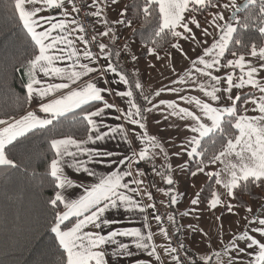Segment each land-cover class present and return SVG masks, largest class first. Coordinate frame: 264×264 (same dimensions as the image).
Wrapping results in <instances>:
<instances>
[{"label":"snow or ice","instance_id":"snow-or-ice-1","mask_svg":"<svg viewBox=\"0 0 264 264\" xmlns=\"http://www.w3.org/2000/svg\"><path fill=\"white\" fill-rule=\"evenodd\" d=\"M119 2L14 0L11 5L19 14L25 40L33 50L22 67L27 77L25 98L35 103L37 110L27 111L18 118H0V177L19 173L32 186L48 184L53 187L54 194L42 201L50 217L46 227L52 234L55 249L47 264H109V259L112 264H121L122 260L133 258V248L138 253H147L149 264H200V261L213 264V257L216 264H224L225 258L226 264H264V242L248 230L233 234L226 244L222 243L221 251L200 256L199 260L187 252L184 242L175 240L173 246L175 236L183 227L174 211L186 195L179 192L181 176L188 174L195 179L203 174L220 185L223 183L220 173L206 172L205 161L223 163L226 156L234 153L239 164L231 165L230 179L223 184L228 196L235 197V190L246 189L250 183L264 186V46L258 48L252 44L249 56L257 58L255 63L236 52L231 53L234 58H227L233 41L242 45L234 36L238 27L247 29L258 25L259 33L264 36V0H243L242 4L236 0L226 3L219 0H144L137 15L142 13L145 18L153 11V6L158 5L159 21L153 35L170 34L177 39L179 42L172 43L171 48L179 50L181 59L188 54L183 48L184 42L196 53L190 69L173 79L171 86L161 87L151 95L143 93L141 82L135 78L138 71L135 67L129 73L121 66V57L127 55L134 66L138 56L132 53L127 42L117 47L118 28L132 24L127 5L116 19L106 15ZM26 5L32 7L29 9ZM242 7L255 11L240 19L237 14ZM208 9H231V13L226 17L222 11L211 12L210 18H205L206 26L196 16H189V13H204ZM45 12L48 14H42ZM86 18L94 21L90 37L84 22ZM190 24L201 30L200 37ZM97 25L103 30L97 31ZM103 38H108L109 42H101ZM77 42L82 45L79 49ZM147 52L154 54L156 48L149 47ZM157 59H160L158 55ZM38 73L47 79L38 77ZM54 78L62 82H50ZM121 85L126 90H121ZM246 87L255 89L260 95L256 96L253 91L233 95L235 90ZM189 92H200L207 99L187 94ZM164 93L174 94L175 99H159ZM112 96L123 101L126 110L109 102L106 97ZM241 101L245 113L251 103L253 111L259 115L241 114ZM69 117L80 126L85 138L59 135ZM148 118L155 120L157 134L149 133ZM110 119L116 123L109 122ZM161 120L166 125L163 130L160 129ZM169 129L177 134L170 140V148L177 149L171 153L160 137L162 131ZM232 130L238 134L233 135ZM39 135L52 137L47 142L54 154L43 175L35 169L29 173L33 161L30 146L32 139ZM217 136L225 142L209 156L208 141ZM113 143L118 147L110 148ZM161 154L164 163L157 165L156 157ZM172 159L180 161L175 169L170 162ZM141 163L148 168L141 169ZM99 165L114 170L101 173L96 171ZM133 165H136L135 173ZM65 168L79 173L82 181L92 178L96 182L74 183L66 175ZM157 177L166 185L167 207L173 209L166 214L159 213L153 193L149 191V188L164 191L157 186ZM76 188L82 192L71 198L69 190ZM202 192L203 189L195 193L186 210L178 213L180 218L195 216L199 221L203 215L201 205L204 210L215 211L222 206L227 213L238 214L235 205L224 203L214 190L207 199H201ZM145 197L151 203H144ZM260 209L261 215H257L254 208L246 206L245 211L251 214V219L245 216V220L255 225L251 233L264 237V204ZM149 210L158 234L166 243L154 242L157 233L149 222ZM125 214L130 220L142 215V227H113L119 223L115 217ZM214 219L222 222L223 229L225 217L220 215ZM89 226L92 230L86 231ZM186 231L191 232L193 239L201 233L211 239L209 233L191 222ZM118 238H129V242H121ZM253 248L257 249L254 255L247 251ZM158 249H162V253ZM243 254L250 257L246 262L238 259Z\"/></svg>","mask_w":264,"mask_h":264},{"label":"trees","instance_id":"trees-1","mask_svg":"<svg viewBox=\"0 0 264 264\" xmlns=\"http://www.w3.org/2000/svg\"><path fill=\"white\" fill-rule=\"evenodd\" d=\"M223 1L219 0L220 3ZM12 4L14 0H0V118L19 117L29 108L28 100L25 98L27 77L22 64L31 58L33 50L25 40V32L18 18L19 14L14 12ZM125 5L129 8L128 17L132 20L133 27L128 39L140 45L136 53L138 58H146L149 47H155L154 55L159 57L173 51L171 44L175 43L176 39L170 34L161 37L153 35L159 21L158 5L153 6V11L147 18L142 13L137 15L144 5V0H125L123 9ZM211 10L208 9L204 13H189V16H196L199 21L205 22ZM253 11L255 10L243 8L237 16L243 19ZM234 36L242 41V45H237L234 41L230 44V51L227 54L229 59L232 58V52H236L237 55H248L252 44L259 48L264 43V36L259 33L258 25L247 29L238 27ZM157 41L159 43H156ZM17 69L20 70L17 71ZM136 94L139 98L138 90ZM139 99L142 100V98ZM240 104L242 114L243 101ZM5 113L7 116L4 115ZM232 133L238 134L235 130H232ZM64 134H70L78 139H83L86 135L78 124L72 122L71 117L59 130V135ZM59 135L56 138H59ZM50 138L52 137L39 135L32 139L30 147L33 152V161L29 173L32 169L41 175L46 172L48 164L54 158L47 142ZM223 142L225 141L221 137H211L207 144L208 155L211 156L214 151L220 149ZM205 164H209L207 160ZM186 175L191 178L190 175ZM201 189H203L201 199L210 198L211 192L215 189L214 179L207 178L201 184L199 191ZM53 194L52 186L48 184H44L43 187L32 186L19 173L0 177V264H47L50 253L55 249L52 245V234L46 227L47 219L50 217L43 209L42 201ZM263 195L264 186L250 183L246 189L235 190V197L232 198L237 207L245 208L251 201L260 200ZM168 200L169 197L165 195L166 203L162 207L173 211L167 207ZM174 211L177 213L176 209ZM74 221L73 218L72 223ZM176 239L183 242L181 233L176 235ZM184 246L188 253L199 260L185 243ZM200 264L203 263L200 262Z\"/></svg>","mask_w":264,"mask_h":264},{"label":"rangeland","instance_id":"rangeland-1","mask_svg":"<svg viewBox=\"0 0 264 264\" xmlns=\"http://www.w3.org/2000/svg\"><path fill=\"white\" fill-rule=\"evenodd\" d=\"M242 1L243 0H236V2L238 4ZM226 2H228V0H224L222 3H226ZM213 11H222L226 17H228L231 13V9H215V10L212 9L209 12V14ZM209 14L207 15V17H209ZM200 23L203 26H206V21L205 22L200 21ZM233 23H235V22H233ZM190 27L193 28V30L196 32L198 37L201 36V30L200 29H196L195 25H192V24H190ZM131 28L133 29L132 26H131ZM118 30L121 31V26L118 28ZM119 33H120V35H122L121 34L122 32H119ZM208 39L210 42L211 38L209 37ZM119 41L121 42V38ZM175 42H179V41L176 39ZM138 46L140 47V45H138ZM183 48L186 49L187 53H188L187 57H185L184 59H181V55H180L179 50L173 49V51L170 52L169 54L161 56L159 60L157 59V56H155L154 54H148L147 55L148 58L142 64L143 67L140 66L141 63H139V62L136 63L137 68L143 73V75L145 77L148 76V78H149L148 82L150 81L148 87H145V89H144V90L148 91V92H146V91L143 92V93H145V95H151L156 90L160 89L161 87L166 86V84L172 79L173 76H175V78L179 77L180 75H183L184 71L191 68V60L193 58H195L196 53H194L192 51V49L189 48L187 42L183 43ZM138 50H137V52H138ZM135 53H136V51H135ZM149 56H151V57H149ZM245 57H246V55H245ZM232 58H234V57H232ZM138 59L143 60L141 58H138ZM246 59L252 60L254 63L256 61V58L246 57ZM122 60H123V62H126V60L124 58H122ZM226 71H231V69H226ZM236 72H237V76H238L239 70L237 69ZM139 77H141L140 80H139ZM136 79H138L140 82L144 81V77L139 76V74H138V77ZM200 79L206 80L207 78L206 77H200ZM168 86H171V82L168 84ZM180 86L181 85H177V87H180ZM248 91H254L256 96L260 95V93L258 91H256L255 89H251L250 87H246L244 89H237L234 91L233 95H235L236 93L242 94L243 92H248ZM187 94L198 95L202 99H207V97H204L203 94L200 92H189ZM159 99H175V95L169 94V93H164V94H162V96ZM140 102L142 103V100H140ZM156 102H158V99L156 100ZM182 106H187V105H182ZM144 107H149V105L146 104V106H144ZM253 108H254V106L251 103H249L247 105V109H248L247 112L245 113L243 110L242 114H246L249 116L259 115L258 112L253 111ZM173 119H175V118H173ZM147 127H148L150 134H157V128H156L155 120L148 118ZM165 127H166V125L161 120L160 129L161 130L163 128L165 129ZM169 133H170V135H169ZM163 135H165V137H166L165 142H164L165 149H168L170 151V153H171V151L177 150V149H171L170 145H169L170 143H168V142H170V137L173 139L176 138V135H177L176 132L169 129L166 132L164 131V133L161 136H163ZM170 162L174 166V169L180 164V161L175 160V159H172ZM163 163H164V161H163V157L161 154V155L156 157V164L162 165ZM233 164H239V160L234 153L229 155V156H226L224 158L223 163H221L220 161H217L215 164L206 165V172L216 171V172L220 173V177H221V180L223 183L220 185L215 184L214 191L217 193L219 198L224 203H232L233 205H235L233 202V198L228 196L227 189L223 186V184L228 182V180L230 179V168H231V165H233ZM146 168H148L147 165H146ZM174 178H175V175H174ZM206 179H207V177L203 174L197 175V177H195V179H193L192 177L189 178L186 174L184 176L180 177L179 192L186 193V195H187L186 198H185L186 195L183 197L182 206L177 207L178 209L179 208L182 209V210H180V212L186 210V208L189 206L190 199L194 197L195 193L199 192V189L197 188L196 185H201ZM163 185H164V187L161 185H158V187L164 189V191L161 192V194H160V192L159 193L156 192V189H154V188L150 189V190L153 189V191L155 193H158L155 196V198L157 199V201L159 202V204L161 206H165V203H166L164 193L166 192L167 188H166L165 184H163ZM262 204H264V195L260 200L251 201L249 203L248 207L254 208L256 210V214L261 215L260 206ZM235 210L238 214H229V213H227L226 210H222V206H218L215 211H213L211 209L204 210V207L200 206V211L203 212V215L199 221H197L195 216H190L188 218H180L178 215V212H177L178 222L183 226L182 230L180 232L182 235V239L184 241H186L187 243H189L193 248H195L197 250L198 257H200V256H211L212 252L221 251L222 243L226 244L233 234H237L240 231H244V230H248L250 234L254 235L257 239H260L261 242H264V237H261L259 233H251V227H254L255 225H249L247 220H245V216H248V219H251V214L246 213L245 208H239L236 205H235ZM220 215H223L225 217V219L223 221V229H221V223L222 222L220 220L214 219L215 216H220ZM189 222L193 223L197 227L202 228L204 230V232L209 233V235L211 236V239H209V236H205L202 233L196 234L195 239H193V235L191 234V232L186 231L187 225ZM212 241H214V243ZM209 242H212V246H210L208 244ZM241 246H245V245L242 244ZM207 248H209V249L206 250ZM247 251L252 252L254 255L255 252L257 251V249L253 248V249L247 250ZM249 258L250 257L247 254H243V255H240L238 257V259H243L245 262ZM212 259H213V264H216V258L213 257ZM200 262L204 264L203 261H200ZM224 264H226V258L224 260Z\"/></svg>","mask_w":264,"mask_h":264},{"label":"crops","instance_id":"crops-1","mask_svg":"<svg viewBox=\"0 0 264 264\" xmlns=\"http://www.w3.org/2000/svg\"><path fill=\"white\" fill-rule=\"evenodd\" d=\"M124 2H125V0H120V2H119V4H117V6H116V8L113 10V11H109V12H106V15L108 16V18L109 19H116L117 18V16H118V13L121 11V10H123V5H124ZM32 6H30V5H26V8H31ZM69 10H70V6H69ZM42 14H48L47 12H45V13H42ZM53 14H56V13H53ZM96 29H97V31H100V30H103L102 29V26H99V25H97L96 26ZM131 30H132V28L131 27H128L127 25H124V26H121V31H119L118 30V32H122L121 34L122 35H120V33H119V35H120V38H121V42L119 41L118 42V44H117V47H119V46H122V44L124 43V42H127V43H129L130 45H131V51H132V53H134V54H136L137 53V50L139 49V44H137L136 42H133L132 40H129L128 39V36H129V34H130V32H131ZM101 42H104V43H108L109 42V39L108 38H103L102 40H101ZM77 48L79 49V48H81L82 47V45H80L79 44V42H77ZM262 46H264V43H263V45ZM135 51H136V53H135ZM149 57H151V56H149ZM246 57H249V58H253V57H251V56H249V54L248 55H246ZM122 58H124L125 60H126V62H123V60H122ZM122 58H120V62H121V66L126 70V71H128L129 73H131L132 72V70H133V67H135V69H137L138 71L136 72V78L138 77V74H139V76H143L144 77V81H141V84H142V87H143V92L144 91H146V90H144L145 89V87H148V85H149V82H148V80H149V78H148V76L147 77H145L144 75H143V73L137 68V65L135 64L134 66H133V64L128 60V56L127 55H125L124 57H122ZM148 58V56L146 57V58H144L143 60H140V59H138V62L139 63H141V67H143V63H144V61L146 60ZM115 59V58H114ZM257 59V58H256ZM256 62V61H255ZM103 63V62H102ZM124 64V65H123ZM62 66V65H61ZM146 67V66H145ZM110 76H111V74H109ZM38 77H40V78H43V75H42V73H38ZM140 78L141 77H139V80H140ZM43 79H47V78H43ZM173 79H178V77H176L175 78V76H173L172 77V79L166 84V86H168V84L173 80ZM50 82H52V83H59V82H62L60 79H58V78H54V79H51L50 80ZM114 87H116V86H114ZM119 88L121 89V90H126L125 89V86H123V85H121V86H119ZM139 91V90H138ZM146 92H148V91H146ZM145 94V93H144ZM256 95V94H255ZM53 98H55V97H53ZM108 100H109V102H112V103H115L118 107H123V108H125V110H126V104L123 102V101H121L120 99H118V98H115L114 96H112V97H106ZM28 103H29V108H28V111H31V110H37V107H36V104L35 103H30L29 101H28ZM111 111V110H110ZM26 113V112H25ZM24 113V114H25ZM24 114H22V115H24ZM40 114H43V113H40ZM112 115H117V113H115V112H112ZM21 116V115H20ZM18 118V117H17ZM109 122H111V123H116V121H114V120H111L110 119V121ZM164 129V128H163ZM162 129V130H163ZM164 133V131H162L161 133H160V136L162 135ZM162 137V141L163 142H165V139H166V137H165V135H163V136H161ZM160 138V137H159ZM171 139H173V138H171L170 137V140ZM168 143H170V142H168ZM170 145V144H169ZM109 147L110 148H116V147H118L115 143H113V144H110L109 145ZM126 167V166H125ZM114 169H112L111 167H108V166H106V165H99V166H97L96 167V171H98V172H101V173H107V172H109V171H113ZM132 170H133V173H135V170H136V165H133V167H132ZM65 173H66V175H68V177L69 178H71L73 181H74V183H80V182H84V183H95L96 181L94 180V179H92V178H89V180H87V181H82V177L80 176V174L79 173H76L73 169H69V168H65ZM197 186V188L199 189L200 188V186L201 185H196ZM151 188H149V191H151L152 193H153V196H154V200H155V203L156 204H159V202L157 201V199L155 198V196L159 193V191H158V193H155L154 191H153V189L152 190H150ZM82 192V189H79V188H76V189H70L69 190V195L71 196V198H76V196H78L80 193ZM187 192V191H186ZM160 194H161V192H160ZM187 197V195L185 196V198ZM144 203H151L150 201H148L147 200V197H145L144 198ZM160 205V204H159ZM179 206L181 207L182 206V202L179 204ZM178 206V207H179ZM176 209V211L179 213L180 212V210H182L181 208H175ZM64 209H63V206L61 205V211H63ZM149 222H150V224H151V227H152V230H153V232L154 233H157L156 235H154V242L156 243V244H161V243H166L164 240H163V237L162 236H160L159 234H158V231H157V228H156V224H155V221H154V219L152 218V215H151V210H149ZM118 221H119V223L118 224H116V225H114L113 227H115V228H121V227H130V226H135V227H142V220H143V217H142V215H135L131 220L129 219V217H128V215L127 214H125V215H123V216H120V215H117L116 217H115ZM75 222V221H74ZM73 222V223H74ZM207 222V221H206ZM71 226V225H70ZM86 231H88V230H92L91 229V226H89V228H87V229H85ZM182 236V235H181ZM121 242H129V238H118ZM183 240V239H182ZM183 242L185 243V245H187L195 254H196V256L198 257V255H197V250L195 249V248H193L189 243H187L186 241H184L183 240ZM213 243H214V241H212ZM212 242H209L208 244L210 245V246H212ZM209 248H207L206 250H208ZM158 251H160L161 253H162V249H158ZM133 252H134V256H133V258L132 259H130V260H127V261H121V264H136V261L137 260H139V264H149V260H148V257H147V253H144V254H141V253H138V252H136L135 251V249L133 248ZM162 259H165V257L162 255ZM198 259H199V257H198ZM109 264H112V262H111V259H109Z\"/></svg>","mask_w":264,"mask_h":264},{"label":"built area","instance_id":"built-area-1","mask_svg":"<svg viewBox=\"0 0 264 264\" xmlns=\"http://www.w3.org/2000/svg\"><path fill=\"white\" fill-rule=\"evenodd\" d=\"M86 10V9H85ZM81 18L83 17V10H82V12H81ZM84 22H85V26H86V28L88 29V35H89V37L93 34V32H92V30H91V26L94 24V21L91 19V18H86L85 20H84ZM139 167L141 168V169H147L146 168V165L145 164H143V163H141L140 165H139ZM149 175H150V173H149ZM156 180H157V186L158 185H161V186H163L164 187V185H163V183L160 181V178L159 177H157L156 178ZM155 189V188H154ZM156 207H157V209L159 210V213H161V214H166L167 212H169L166 208H164V207H162L161 205H159V204H156ZM165 221H166V215H165ZM166 226H167V224H166ZM170 231H172L171 229H170ZM175 240H177L176 239V236H175V239H174V242H173V246H175ZM186 253H181V255H185Z\"/></svg>","mask_w":264,"mask_h":264},{"label":"water","instance_id":"water-1","mask_svg":"<svg viewBox=\"0 0 264 264\" xmlns=\"http://www.w3.org/2000/svg\"><path fill=\"white\" fill-rule=\"evenodd\" d=\"M242 3H243V1H242V2H240L239 4H242ZM241 9H243V7H242Z\"/></svg>","mask_w":264,"mask_h":264}]
</instances>
